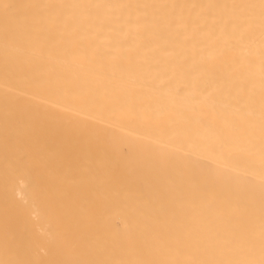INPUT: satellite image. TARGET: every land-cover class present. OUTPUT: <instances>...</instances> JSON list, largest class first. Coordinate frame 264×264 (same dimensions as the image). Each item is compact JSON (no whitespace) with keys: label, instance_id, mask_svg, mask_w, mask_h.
I'll use <instances>...</instances> for the list:
<instances>
[{"label":"bare ground","instance_id":"obj_1","mask_svg":"<svg viewBox=\"0 0 264 264\" xmlns=\"http://www.w3.org/2000/svg\"><path fill=\"white\" fill-rule=\"evenodd\" d=\"M0 264H264V0H0Z\"/></svg>","mask_w":264,"mask_h":264}]
</instances>
